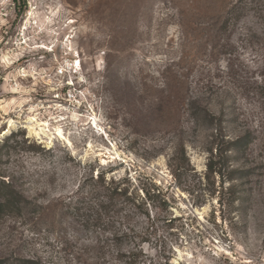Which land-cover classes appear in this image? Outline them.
<instances>
[{"label": "rangeland", "instance_id": "obj_1", "mask_svg": "<svg viewBox=\"0 0 264 264\" xmlns=\"http://www.w3.org/2000/svg\"><path fill=\"white\" fill-rule=\"evenodd\" d=\"M0 179L9 263L264 264V0H0Z\"/></svg>", "mask_w": 264, "mask_h": 264}, {"label": "trees", "instance_id": "obj_2", "mask_svg": "<svg viewBox=\"0 0 264 264\" xmlns=\"http://www.w3.org/2000/svg\"><path fill=\"white\" fill-rule=\"evenodd\" d=\"M16 1V0H14ZM18 2L19 13L22 12V5ZM97 183L101 185V191L94 196V205H90L87 202L85 206L88 207V211L92 214L91 217L95 224L98 226L105 218L112 217L119 207V204L126 202L129 199L127 188H122L124 184L122 181L105 180L104 174H100L97 178ZM21 194L16 191L14 186L10 183H6L5 180L0 179V214H9L11 212L20 211L22 208ZM80 210V208H78ZM108 216V217H106ZM0 264H42L38 260L20 258L17 257L11 263L0 259ZM74 264H83L80 260Z\"/></svg>", "mask_w": 264, "mask_h": 264}, {"label": "built area", "instance_id": "obj_3", "mask_svg": "<svg viewBox=\"0 0 264 264\" xmlns=\"http://www.w3.org/2000/svg\"><path fill=\"white\" fill-rule=\"evenodd\" d=\"M81 69V62L78 60L72 61L71 59H68L63 63L56 65L52 73L54 79L56 80L55 84L60 86L62 85L61 87H64L62 88L63 90H70L72 87L76 86V83L79 82L78 71H80ZM54 99L55 102L58 103V105H64L62 100L63 98L61 99L60 95L54 96Z\"/></svg>", "mask_w": 264, "mask_h": 264}, {"label": "bare ground", "instance_id": "obj_4", "mask_svg": "<svg viewBox=\"0 0 264 264\" xmlns=\"http://www.w3.org/2000/svg\"><path fill=\"white\" fill-rule=\"evenodd\" d=\"M58 135L62 136V131L61 130H58Z\"/></svg>", "mask_w": 264, "mask_h": 264}]
</instances>
